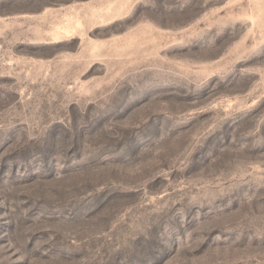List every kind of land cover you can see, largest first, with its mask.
Returning <instances> with one entry per match:
<instances>
[{"label": "rangeland", "instance_id": "374dc122", "mask_svg": "<svg viewBox=\"0 0 264 264\" xmlns=\"http://www.w3.org/2000/svg\"><path fill=\"white\" fill-rule=\"evenodd\" d=\"M0 264H264V0H0Z\"/></svg>", "mask_w": 264, "mask_h": 264}]
</instances>
